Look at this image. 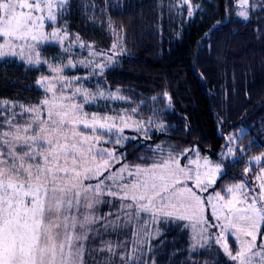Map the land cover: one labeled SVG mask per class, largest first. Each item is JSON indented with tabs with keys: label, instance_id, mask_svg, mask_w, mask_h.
Listing matches in <instances>:
<instances>
[{
	"label": "snow or ice",
	"instance_id": "6c2138e0",
	"mask_svg": "<svg viewBox=\"0 0 264 264\" xmlns=\"http://www.w3.org/2000/svg\"><path fill=\"white\" fill-rule=\"evenodd\" d=\"M68 3L0 0V57L48 64L55 74L36 81L51 94L37 105L0 100V264H117V258L120 264H159L157 252L166 244L161 225L173 224L181 231L190 230L188 260L198 248L215 244L231 264H264V242H257L258 236H264V167L256 176L258 192L241 180L223 190L228 199L216 190L205 197L202 193L216 183L221 164L213 166L207 157L203 165L199 159L182 164L180 157L187 158L194 149L179 156L169 153L147 166L124 163L123 153L105 145H120L126 139L122 133L131 117L84 111V105L97 98L124 97H106L103 90L81 87L64 95L63 86L57 88L61 82L70 85L61 75L66 67L79 64L92 67L91 74L97 70L102 74L113 62L108 52L117 47L114 43L108 51H97L78 33H69L66 23L59 24ZM183 3L191 16V0ZM236 6L237 15L248 20L250 9L264 10V0L257 4L237 0ZM48 41L58 43L63 52L79 44L89 49V57L106 58L108 63L69 58L66 64H53L41 59L39 51V45ZM80 95L83 103L77 102ZM165 97L170 101L167 93ZM134 123L139 130L143 122ZM228 153L235 155V149L229 147ZM252 159L259 163L264 153ZM250 172L246 166L245 176ZM102 205L109 211L102 212ZM206 206H211L218 223L205 216ZM213 228L218 233L211 232ZM229 231L235 248L225 235Z\"/></svg>",
	"mask_w": 264,
	"mask_h": 264
},
{
	"label": "trees",
	"instance_id": "16d2710c",
	"mask_svg": "<svg viewBox=\"0 0 264 264\" xmlns=\"http://www.w3.org/2000/svg\"><path fill=\"white\" fill-rule=\"evenodd\" d=\"M191 3L194 11L189 16L175 13L173 0L109 2L108 23L122 35L125 52L105 72L103 83L121 90L128 105L138 106L144 116L155 103L168 102L161 114L167 129L151 133L147 142L135 138L123 143L118 147L123 162L148 165L158 144L176 153L194 149L202 158L222 164L214 190L223 192L264 167V162L252 164L264 151L257 139L264 124V10L250 9L244 20L237 15V0ZM85 12L81 0H70L60 22L67 21V30L87 41L109 46L110 30L108 34L89 21ZM44 50L52 52L48 46ZM42 71L16 60L1 61L0 100L37 103L43 96L36 84ZM242 129L246 131L239 137ZM228 136L234 139L235 155H225ZM246 166L251 168L247 176ZM257 242H264V236ZM162 255L159 264H167ZM212 264L231 262L218 253Z\"/></svg>",
	"mask_w": 264,
	"mask_h": 264
},
{
	"label": "rangeland",
	"instance_id": "374dc122",
	"mask_svg": "<svg viewBox=\"0 0 264 264\" xmlns=\"http://www.w3.org/2000/svg\"><path fill=\"white\" fill-rule=\"evenodd\" d=\"M81 1H82V7L84 10H86L85 13H86L87 17L89 18V21L97 22L98 25H101V27L105 28V31L108 34H109V30H110L112 39H111L109 46H101V45H98L94 42L87 41L82 36H80V37L86 43L94 44L95 49L97 51H100V50L108 51L109 49L112 48V45L115 43L117 45V47L115 49H113L112 51L108 52V56L112 57L113 62L108 64V66L106 68H104L102 74L99 73L98 70H97V74H91L93 72L92 67L85 68L79 64H77V66L75 68L66 67L63 69V72L61 73V75L65 78H67L68 81H70V85H63V82H61V83L57 84V88L59 89L61 86H63V88H64L63 94L64 95H71L72 91H74L75 88L81 87V88H87L92 92H97L98 90H103L105 92L106 97H108L110 94H115L117 96L124 97V99H111V98L101 99V98H97V100L94 103L85 104L84 105V111L86 113H88L89 115H91L92 113H100V114H107V115H116L117 113H120V114H126L127 116L131 117L130 126L125 127L123 129V133H122V136L125 137L126 139H123L121 141L120 145L110 144V145H113L112 147H110L109 145H105L108 148H113V147L116 148L117 147V150H118V147L123 145V143H125L129 140L135 139V138L141 139L143 142H147V138H148L147 136H149L151 133H153V132L161 133L167 129V123L161 117L162 112H164L165 109H167V105H168L167 99L164 101V103H165L164 105L163 104L160 105L158 103L157 104L155 103L154 106L149 111L150 115L144 116L141 112V109L138 106L128 105L129 100L122 93L121 90H119L118 88L107 87L103 83V78H104L105 72L109 68L115 66L118 63L120 56L125 52V47L123 45L122 35L114 28V26L111 25V28L109 27L110 23H108V18H107V6H108L109 2H111L112 0H102V1H104V5H102V6H101L100 0H85V2H83V0H81ZM173 6H174L173 8L175 10V13H177L178 15H183V11L186 14H188V10H189L188 5L184 4L183 0H173ZM66 8H67V6H66ZM193 11H194V5H193ZM65 12H66V9H65L64 13ZM64 13H63V15H64ZM60 20H59V24H65V23L67 24V21H61L60 22ZM51 30H52L51 27H49L47 29V31H49V32H51ZM69 33H71V32H69ZM71 34H77V33H71ZM65 43L68 44L69 41H65ZM47 46L52 48L51 53H48L44 50V48H46ZM39 51L42 53L41 59H46L53 64H61V63L66 64L68 62L69 58H73L76 61L88 58V59H94L99 63H106V64L108 63L106 58H102L99 56L89 57V49L88 48H81V47H79V44H74V45H72L71 49L68 52H63L58 43L48 41V42L41 43L39 45ZM3 60H16L19 63L24 64L27 67L41 68L43 71H42V74L39 77V79L42 76H48L51 78L52 76L55 75L51 71V69L49 68L48 64H28V63H26L25 60L21 59L19 56H11V55L5 56V57H0V62ZM86 76L88 78L84 79V77H86ZM74 77H80L81 79L79 81H76L73 79ZM37 87H38V89L41 90L43 96L37 103L30 104V105H37L40 103V101L42 99L45 98L46 95H48V96L51 95L50 93H46L44 88H42L38 85H37ZM59 94L60 93L57 92V95H59ZM77 102L83 103V96L82 95L77 96ZM16 103L22 104V103H18V102H16ZM23 105H25V104H23ZM123 105H126V106H123ZM9 107H11V105H9ZM133 108L137 109V111L135 113H133L131 111ZM14 111L19 113L21 110L19 107H16L14 109ZM18 119H19V117H18ZM136 121L143 122L139 126V130H137V125L134 123ZM160 125L164 126L162 130L160 128ZM120 127H123V125H120ZM245 131H246V129H242L240 131V133L238 134V136L239 137L242 136L245 133ZM259 132L260 133H258L257 139H258L259 143L263 144V146H264V124H262L260 126ZM229 137H231V136L227 137V150H226L225 155H232V154L228 153L229 147H232L235 149V146H233L234 145L233 144L234 139L232 137V140L230 141ZM104 138L106 139L107 136H105ZM115 138H116L115 135H113L112 139L115 140ZM158 145L160 146L159 149H157V145L152 148L153 157H152V159L148 165L152 164L154 161L160 159L161 157L166 158L169 153H172L175 156H179V154L181 153V152H178V153L173 152L171 149L165 148L161 144H158ZM262 153H264V151ZM180 159H181L182 164H189V159H191L192 161H196L197 159H199L201 165H203V163H204V158H202L201 156H197V152L195 150H193L187 158L180 157ZM208 160L211 162V165H213V166L215 164H217V162H213L210 159H208ZM263 162H264V160L257 163L254 159H252V164L255 166L260 164V163H263ZM130 165H133V164H130ZM135 165H137V164H135ZM140 165L147 166L144 164H140ZM115 167L118 168L119 165H116ZM189 167H192L193 169H195V164H191V165H189ZM260 169H259V172H260ZM203 170L204 169L202 168L201 171H203ZM222 173H223V168H222L221 173H219L217 175V180L220 178ZM257 174H256V176H257ZM256 176L253 178L244 180V182L246 184H249L251 187L256 188V191L258 192L259 189L257 187L258 181H256ZM217 180H216V182H217ZM240 182L241 181H239L237 183H240ZM189 184H191V182H189ZM215 184L212 186V188H209L208 193H202V195L207 197L209 194H211L214 190ZM234 184H236V183H234ZM231 185H233V184H231ZM231 185H229V186H231ZM222 194H224L226 199L230 198V195L228 193L223 191ZM100 210L102 212H107V211H109V207L107 205H102V206H100ZM211 213H212L211 206H206L205 210H204L205 216L208 217L210 222L218 223L217 221H215L212 218ZM161 227H163L165 229V232H166V236H165L166 244L163 246L162 250L157 252V260L159 261V263L162 260V258H160L159 256L160 255L163 256L162 255L163 253L165 254L164 261L167 264H192L193 261L198 262V264H204L205 260H207L209 262V264H212L214 261H216L218 253L222 254L224 257H226L223 254L222 250L219 249L218 246L213 244L211 248H208V247H205L203 249L198 248V250L196 252L191 253L192 259L188 260L187 258L190 255V253L188 251V244L190 242L189 241V231L190 230L181 231L174 224L173 225H161ZM210 231L213 233H218L219 229L213 228V229H210ZM129 235H130V233H129ZM225 235L228 237V242H229L230 246L235 248L236 247V241H235V238L231 235V232L230 231L226 232ZM112 238L115 239L116 237L113 236ZM129 247H130V245H129ZM177 249H179V251H176ZM173 252H175L176 254L172 255ZM202 253L206 254V255L202 257ZM209 256L212 257L213 259L209 258ZM201 258H203V259H201ZM117 264H120L118 258H117Z\"/></svg>",
	"mask_w": 264,
	"mask_h": 264
}]
</instances>
